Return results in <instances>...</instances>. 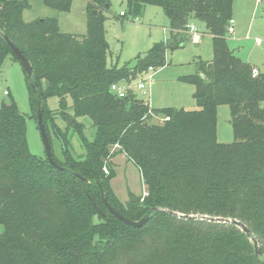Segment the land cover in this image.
I'll return each mask as SVG.
<instances>
[{
  "label": "trees",
  "instance_id": "obj_1",
  "mask_svg": "<svg viewBox=\"0 0 264 264\" xmlns=\"http://www.w3.org/2000/svg\"><path fill=\"white\" fill-rule=\"evenodd\" d=\"M41 1L69 11L73 0ZM233 3L127 0L134 17L147 5L162 7L169 36L134 63L109 66V0H87L83 36L62 32L56 18L25 21L29 0H0V65L9 55L18 59L7 35L32 66L38 89L30 86L33 116L38 121L40 108L53 156L65 168L30 150L26 116L14 101L3 103L0 264H264V74L254 76V66L228 45ZM191 22L206 26L213 46L212 60L180 78L195 86L198 109H150L133 91L123 98L111 91L112 83L165 66L168 49L191 40ZM53 96L59 107L50 109L46 101ZM221 104L230 106L232 143L217 140ZM84 119L95 129L92 137ZM121 152L146 185L145 195L131 193L127 202L111 185L117 175L113 158ZM100 185L116 210L132 220L149 215L148 220L134 227L118 219L106 207ZM202 216L241 221L262 255L239 226Z\"/></svg>",
  "mask_w": 264,
  "mask_h": 264
},
{
  "label": "rangeland",
  "instance_id": "obj_2",
  "mask_svg": "<svg viewBox=\"0 0 264 264\" xmlns=\"http://www.w3.org/2000/svg\"><path fill=\"white\" fill-rule=\"evenodd\" d=\"M29 2L30 6L23 13L25 21L52 17L58 20L62 32L78 36L87 33V0H73L69 11H58L41 0ZM109 2L110 7L105 11L106 37L110 46L107 57L109 66L134 63L138 55L146 54L154 44L164 40L166 34L169 36V32L164 31V27L170 29L169 19L162 7L147 5L139 17H134L128 12L127 0ZM121 10L128 12L126 17L120 16ZM232 17L235 19V32L227 33L229 47L242 60L257 67L260 73L264 74V0L259 4L256 0H234ZM197 25L202 33L201 40L198 43L189 40L183 46L168 49L166 65L156 68L152 80L153 106L190 110L199 108L194 98L195 86L180 79L182 76L196 73L201 61H210L213 58L212 35L205 25ZM258 39L261 40L260 43L257 42ZM30 83L19 59L13 55L7 56L0 65V108L3 103H16L18 109L26 116L30 150L45 157L38 121L33 116ZM69 102L71 103V99ZM46 104L50 109L58 108L59 99L55 96L48 97ZM84 121L87 125L86 132L92 137L95 129L87 119ZM217 140L221 143H232L235 140L228 104L218 106ZM73 143L77 153H81L82 148L78 141L75 139ZM53 144L55 153L60 155V148L55 139ZM113 163L117 175L111 185L116 195L124 202L130 199L131 193L136 196L145 195L146 185L139 169L123 152L113 158ZM3 231L4 226L0 224V234Z\"/></svg>",
  "mask_w": 264,
  "mask_h": 264
},
{
  "label": "water",
  "instance_id": "obj_3",
  "mask_svg": "<svg viewBox=\"0 0 264 264\" xmlns=\"http://www.w3.org/2000/svg\"><path fill=\"white\" fill-rule=\"evenodd\" d=\"M94 13H97V10H94ZM43 20V19H41ZM8 45L10 46L11 50L14 52V54L17 56V58L19 59V61L22 63L23 67L25 68L27 75L30 79L31 82V86L33 88L34 91H37V86L35 83L32 82L31 78H32V74H33V69L32 66L30 65L28 59L26 58V56L22 53L21 49L7 36L4 35ZM38 125L40 128V132H41V136L43 139V143H44V147H45V153H46V157L48 159V161L50 162L51 165L59 168V169H65L64 167H62L61 165H59L54 156H53V152H52V147H51V143H50V139H49V135L44 123V119H43V113L41 111V109L39 108V113H38ZM77 176L81 179H83L84 181H88L87 178L81 176L80 174H77ZM101 187V185H100ZM102 193H103V201L106 205V207L108 208V210L115 215L118 219H120L121 221H123L124 223H126L127 225H131L134 227H140L142 226L149 218V215H146L145 217L139 219V220H132L130 218H128L127 216H125L124 214H122L121 212H119L118 210H116L111 204L110 202L107 200V198L104 196V192H103V188L101 187ZM159 210L161 208H158ZM170 213L175 214L177 216L180 217H184V218H195L196 216L194 215H186V214H181V213H177V212H173L170 211ZM202 218H206L209 220H213V221H218V222H229L232 224H235L237 226H239L247 235H249L251 237V239H253L254 243H255V247H256V251L258 255H262V250L259 247L258 241L256 240V238L254 237L252 231L250 230V228L248 226H246L244 223H242L239 220L236 219H226V218H220V217H213L210 218L208 216H202Z\"/></svg>",
  "mask_w": 264,
  "mask_h": 264
},
{
  "label": "built area",
  "instance_id": "obj_4",
  "mask_svg": "<svg viewBox=\"0 0 264 264\" xmlns=\"http://www.w3.org/2000/svg\"><path fill=\"white\" fill-rule=\"evenodd\" d=\"M257 4L261 3L262 0H256ZM121 15L124 14V11L120 12ZM235 19H230V25L228 28L229 33H233L235 28ZM168 29H164V31L167 33ZM188 31L191 33V41L199 42L201 40V34L196 27V25L190 23L188 25ZM258 43L261 42L260 39L257 40ZM157 69L153 66H150L149 69L144 72L142 75L138 76L135 80L130 82H116L112 83L111 85V91L116 94L117 96L123 98L128 95L130 91L135 92L138 94L139 97L143 98L145 101V104L149 106L151 109L152 106V80L156 73ZM252 73L254 76H257L260 74V71L257 67H253ZM7 94V91H5ZM147 98V99H146ZM107 171V169L105 168ZM146 194V191H145Z\"/></svg>",
  "mask_w": 264,
  "mask_h": 264
},
{
  "label": "crops",
  "instance_id": "obj_5",
  "mask_svg": "<svg viewBox=\"0 0 264 264\" xmlns=\"http://www.w3.org/2000/svg\"><path fill=\"white\" fill-rule=\"evenodd\" d=\"M121 11H123V10H121ZM121 11H120V12H121ZM191 23L194 24V25H196V27H197L198 30H199V27H198V25H197L196 23H194V22H191ZM234 28H235V26H234ZM164 29H167V28L164 27ZM167 31L169 32V30H167ZM188 32H189V31H188ZM199 32H200V31H199ZM234 32H235V30H234ZM234 32H233V33H234ZM189 33H190V32H189ZM200 34H201V36H202V33H201V32H200ZM167 36H168V34L165 35V38H166ZM190 36H191V33H190ZM165 38H164V39H165ZM254 67H255V66H254ZM152 106H153V105H152ZM153 107H155V106H153Z\"/></svg>",
  "mask_w": 264,
  "mask_h": 264
}]
</instances>
